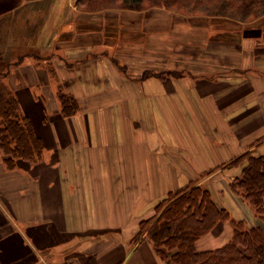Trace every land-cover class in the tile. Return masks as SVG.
I'll list each match as a JSON object with an SVG mask.
<instances>
[{
  "label": "crops",
  "instance_id": "obj_1",
  "mask_svg": "<svg viewBox=\"0 0 264 264\" xmlns=\"http://www.w3.org/2000/svg\"><path fill=\"white\" fill-rule=\"evenodd\" d=\"M75 1L0 0V72L9 64L4 81L45 144L19 169L0 153V264H167L134 241L145 214L210 171L206 184L229 173L228 188L238 170L225 166L264 141V29L228 38L165 9ZM61 89L79 104L72 117ZM211 193L234 220L254 214L230 190ZM232 233L220 223L197 249Z\"/></svg>",
  "mask_w": 264,
  "mask_h": 264
},
{
  "label": "trees",
  "instance_id": "obj_2",
  "mask_svg": "<svg viewBox=\"0 0 264 264\" xmlns=\"http://www.w3.org/2000/svg\"><path fill=\"white\" fill-rule=\"evenodd\" d=\"M75 5L88 13L152 8L190 18L205 13L206 17L222 18L228 23L237 19L234 14L223 13L227 9L256 16L250 23L264 17V0H76ZM5 69L6 73L0 72V153L5 166L13 170L25 164L41 163L45 144L36 133L32 117L22 111L18 95L4 81L9 74V64ZM58 95L61 115H75L79 110L77 100L62 89ZM225 168L239 170L240 175L230 183L231 190L248 203L262 225L250 226L246 220H234L227 209L214 201L207 187L190 182L169 192L155 205V215L140 221L134 241L151 242L167 264H264V153L246 152ZM228 221L232 222L233 233L223 247L207 251L197 249L202 237Z\"/></svg>",
  "mask_w": 264,
  "mask_h": 264
},
{
  "label": "rangeland",
  "instance_id": "obj_3",
  "mask_svg": "<svg viewBox=\"0 0 264 264\" xmlns=\"http://www.w3.org/2000/svg\"><path fill=\"white\" fill-rule=\"evenodd\" d=\"M223 13H231V14H234V16L236 17L237 20L236 21H229V23H228L225 20H223L222 18H218L217 19L215 17H212V18L206 17V16H204V15H206L205 13H202V15H199V16H196V17H193V18L194 19H197V20H200L201 22H205L204 23L205 25H212V24L215 25L216 27H213L212 26L211 28L212 29L213 28L214 29L217 28L218 29V32L224 31V32L229 33V34L226 35V36H228V38H232L233 37L232 35H234V31H236V32L240 31L241 34H242V32H244L245 36H249V33H251L249 31L253 27L261 26V28L264 29V18H260L259 17L260 19H258L256 21V23H250L251 21H254L255 20V17L256 16L243 15V11H241V10L234 11L233 9L232 10L231 9H227L226 11H223ZM186 18L188 19L190 17H186ZM183 34H184V31L181 32V35H183ZM180 38L183 39L184 37L181 36ZM21 49L22 50H20V52L21 53H24V49L23 48H21ZM179 50L180 51H183L184 49L181 48ZM33 52L35 53L36 51L34 50ZM17 54H18V52H17ZM246 152H254L255 154H262V153H264V141H261L260 143L258 142L256 146H254L251 150H248ZM246 152H244V153H246ZM244 153H242V154H244ZM231 172H235L236 173V170L231 171ZM228 175H229V173L228 174L224 173V175L222 177L218 176V178H220L218 180H220V181H217L216 184H213L215 186V189L221 188V186L224 184V187L226 188L225 191L215 190V189H213V185H211V184L209 185L208 183L206 184V182H208V181L210 182L211 177H212V174L211 175L200 176V178L198 179V181H194V182L197 183L198 185H202V186H205V187L207 186V188L209 190L211 188L212 190H210V191H214L215 194H217V191H218V194L220 195V197L223 200V198H225V194H226L227 190H230L232 192L231 187H230V183L233 182L234 179H235V177L238 176V175H240V173H239V170H238L237 175L236 176H233V178H232L231 182H229V185H228V188H227L226 183H223L222 184L221 179H223V177H228ZM211 182H213V181H211ZM237 197H239V196H237ZM239 198L242 199L241 197H239ZM223 203H225V202H223ZM226 203H228V202H226ZM145 215H146V219L154 216L155 215V209L154 208H151V210H149V212L146 213ZM246 217L249 219L248 220L249 221L248 223H249L250 226H252V225H262V223L259 221V219L255 217V214L248 213V215Z\"/></svg>",
  "mask_w": 264,
  "mask_h": 264
}]
</instances>
